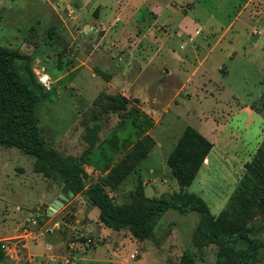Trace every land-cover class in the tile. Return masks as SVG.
I'll return each mask as SVG.
<instances>
[{"label":"rangeland","instance_id":"rangeland-1","mask_svg":"<svg viewBox=\"0 0 264 264\" xmlns=\"http://www.w3.org/2000/svg\"><path fill=\"white\" fill-rule=\"evenodd\" d=\"M156 1L129 2L119 16L117 33L126 27L132 37L117 43L113 35L104 37L114 22L98 30L101 11L94 0H0V45L29 58L17 63L24 79L27 65L33 74L34 69H44L50 78V90L34 112L46 147L82 161L86 186L113 168L124 173L117 186L105 187L114 204L140 207V194L157 198L178 192L167 158L183 131L195 129L213 147L210 163L200 167L188 192L202 198L216 218L264 138V3L252 0L235 20L247 0H197L194 15L203 27L197 37L170 35L165 43L148 36L139 42L152 23L145 19L144 5ZM108 6V13L114 11L115 6ZM206 13L212 18L206 20ZM231 22L225 39L209 51ZM159 30L154 27L152 35H163ZM231 36L235 38L230 45ZM125 40L136 42L129 46ZM94 67L110 74V81L96 76ZM248 108L259 112L248 113ZM17 142L27 149L26 138L18 137ZM140 143L143 150L134 159ZM131 151L133 157L127 159ZM33 163L23 150L0 145V238L5 239L0 242L7 254L5 264H29L27 243L44 247L53 242L64 248L76 231L93 240L94 247L109 242L124 264H214L215 245L201 250L191 245L199 222L195 212L172 209L162 215L146 243H163L160 256L142 255L146 244L139 250L140 241L127 228H105L98 209L80 195L47 216L48 206L64 195V187L53 177L35 173ZM69 210L73 216L63 221ZM252 219L260 224L257 236L262 242L254 264H264V213L252 210Z\"/></svg>","mask_w":264,"mask_h":264},{"label":"trees","instance_id":"trees-1","mask_svg":"<svg viewBox=\"0 0 264 264\" xmlns=\"http://www.w3.org/2000/svg\"><path fill=\"white\" fill-rule=\"evenodd\" d=\"M21 60L29 62V58L0 45V145L19 148L32 156L33 171L44 177L55 178L64 187L62 192L69 200L76 195L84 197L88 206L98 209V220L105 228L116 232L127 228L132 238L142 242L150 239L157 222L166 211L173 209L180 213L195 212L199 215V222L191 235L192 247L201 250L215 245L214 264L255 263L262 242L257 236L260 224L252 219V210L264 213V138L251 161L245 165V174L216 218L211 215L202 198L188 192L213 146L191 127L183 131L167 158V165L179 191L162 194L157 198H147L140 194V207L117 205L112 202L105 187L117 186L124 178V173L113 168L98 182L86 186L88 175L81 160L79 162L73 158H65L55 149L46 147L34 115L35 108L40 98L45 96L46 90L37 83L28 65V78L24 79L20 75L17 63ZM93 72L106 82L111 79L110 74L95 67ZM112 98L114 102L119 101V98ZM18 137L27 139V149L17 142ZM92 146L90 143L85 153ZM139 146L134 159H138L144 144L140 143ZM126 157L132 158V151ZM72 213L69 210L62 217L63 221L73 216ZM234 216L240 217L235 219ZM76 233L80 234L79 231ZM74 235L75 232L69 239ZM6 260L5 246L0 242V264H5Z\"/></svg>","mask_w":264,"mask_h":264},{"label":"crops","instance_id":"crops-1","mask_svg":"<svg viewBox=\"0 0 264 264\" xmlns=\"http://www.w3.org/2000/svg\"><path fill=\"white\" fill-rule=\"evenodd\" d=\"M125 2L123 3V0L121 1L122 5V10L119 8L121 7V3L118 2V0H94V6L100 9L101 14L98 17L97 21L99 22L100 27H98V30H102L101 28H105L107 26H110L114 22V26L112 25L111 27H108L106 30V34H104V37H110V36H115V42L118 39H124V37H132L131 35H127L126 27L123 28V32L117 33V28L119 25H117V22H119V16L121 15V12L125 10L126 8L129 7L131 3H129L132 0H124ZM196 1L197 0H159L156 1L153 6L150 4V2L144 5V7H147L146 9V15L145 19L146 21L152 22L151 24H147V29L143 32V35L141 38H139V42L143 41L145 37L151 36L156 38L158 36L159 39L164 41L166 43L167 39L172 36H174L176 39H182L184 37H189V36H196L201 34L200 29L201 27L200 24V19L194 15V11L197 8L196 7ZM262 3H264V0H258ZM251 4L252 5V0H247L243 7L239 10V12L235 16V20L244 15L245 13V8ZM260 4V3H259ZM108 5L115 6L114 11L111 13L107 12V7H110ZM250 5V6H251ZM256 5V3H255ZM258 5V4H257ZM143 6V4H142ZM256 15H258V11H254ZM206 20L211 19L212 14L211 13H206ZM133 19L129 22L132 23ZM110 23V25H108ZM116 23V24H115ZM200 24V25H199ZM158 26L159 31L163 33V35H152V29L154 27ZM128 30L131 28L128 26ZM233 25L232 22L227 26V28L224 30V32L218 36L216 39V42L210 46L209 51H212L215 49L221 42L222 40L225 39L226 34L228 31H231ZM211 28V27H210ZM169 31L170 33H167ZM109 32V33H108ZM199 32V33H198ZM192 33V35H191ZM195 33H197L195 35ZM138 34H140L138 32ZM210 34V33H209ZM237 32H235L236 36ZM164 36V40L162 37ZM234 37H228L229 39L227 42L231 45L232 39ZM238 36V35H237ZM126 44L130 46V44L135 43H129V41L125 40ZM119 43V42H117ZM184 41H181L180 44L181 46L183 45ZM232 54H236L235 51H232ZM232 57V56H231ZM247 112H254L252 109L248 108ZM255 113V112H254ZM214 123V122H213ZM218 125L215 124V127ZM220 127H223V124H219ZM213 145V144H212ZM213 147V146H212ZM209 155V154H208ZM208 155L206 156L204 163L202 164V168L207 167V165L210 163ZM67 197V196H66ZM68 201L66 203H69L70 200L67 197ZM55 200V199H54ZM51 204V203H50ZM64 208V207H62ZM98 216V214H97ZM0 240H5L3 238H0ZM37 242V241H36ZM148 242L147 240H144L142 242H138L137 244L139 245V250L141 249L140 246L146 244ZM159 245L161 242H151L148 243V245H144L143 250L144 252H141V254H147V253H154L158 254L160 256L162 254L161 249H159ZM37 247V248H36ZM24 249L26 250V253L28 255L29 259V264H63L62 261L64 258L69 257L71 260L70 264H124L122 261H119L120 255L117 253L113 252L112 245L109 242H105L104 244L96 245L95 247L91 250H86V251H80L76 253H69L65 246L64 248L62 247L59 249L58 246H56L55 243L53 242H45L44 247L38 246L37 243H32L30 246L29 243L24 245ZM109 257L108 261H105ZM113 259V260H112ZM130 259V256H129Z\"/></svg>","mask_w":264,"mask_h":264},{"label":"built area","instance_id":"built-area-1","mask_svg":"<svg viewBox=\"0 0 264 264\" xmlns=\"http://www.w3.org/2000/svg\"><path fill=\"white\" fill-rule=\"evenodd\" d=\"M33 72L36 77L37 83L45 90H49L51 87V82L49 76L44 72V69H34ZM32 224H34V222H32ZM27 231V229H24V235H26ZM80 239H82V241ZM93 246V240L85 238L84 236L78 233H75L74 237L72 239H69V241L66 243L65 248L69 253H76L80 251L91 250ZM62 263L70 264L71 260L69 257H66L63 259Z\"/></svg>","mask_w":264,"mask_h":264},{"label":"water","instance_id":"water-1","mask_svg":"<svg viewBox=\"0 0 264 264\" xmlns=\"http://www.w3.org/2000/svg\"><path fill=\"white\" fill-rule=\"evenodd\" d=\"M68 201L67 197L59 194L55 200L48 206L47 216H53L60 208L64 206V204ZM57 228V227H56Z\"/></svg>","mask_w":264,"mask_h":264}]
</instances>
